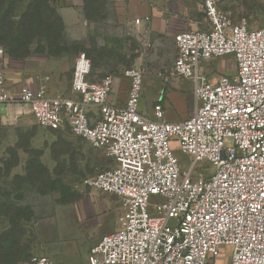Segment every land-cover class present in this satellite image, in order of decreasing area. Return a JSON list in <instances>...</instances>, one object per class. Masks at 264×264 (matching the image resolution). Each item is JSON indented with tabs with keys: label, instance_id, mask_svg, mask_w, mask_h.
Instances as JSON below:
<instances>
[{
	"label": "built area",
	"instance_id": "built-area-1",
	"mask_svg": "<svg viewBox=\"0 0 264 264\" xmlns=\"http://www.w3.org/2000/svg\"><path fill=\"white\" fill-rule=\"evenodd\" d=\"M220 1H204L206 29L174 35L177 56L160 73L166 83L191 85L194 111L178 121L167 119L162 99L150 112L140 106V66L124 70L128 97L118 105L110 101L115 78L91 79L86 52L76 58L73 95H52L49 76L13 87L0 45V105L54 130L68 127L115 161L84 185L121 198L122 225L83 264H224L228 248L230 264H264V25L234 21ZM150 20L134 23L146 29ZM229 55L234 73L216 72L211 62ZM174 145L189 156L187 167ZM35 263L59 264L47 255Z\"/></svg>",
	"mask_w": 264,
	"mask_h": 264
},
{
	"label": "rangeland",
	"instance_id": "rangeland-1",
	"mask_svg": "<svg viewBox=\"0 0 264 264\" xmlns=\"http://www.w3.org/2000/svg\"><path fill=\"white\" fill-rule=\"evenodd\" d=\"M59 1L0 0V39L7 35L6 43H0L8 54L12 39L19 40L29 56L48 54L49 65L37 76H49L51 93L65 96L73 95L71 81L80 52L92 58V78L114 73L122 80L125 69L140 66L145 70L140 106L147 109L153 95L150 83L165 84L160 73L169 74L177 56L174 35L183 30L144 38L150 24L146 29L132 26L137 17L126 14L132 0H81L90 29L87 37L79 39L65 26L60 30ZM149 1L170 7L177 19L192 21L184 30L206 29L205 0ZM219 8L234 21L245 18L251 28L264 25V4L259 0H221ZM27 57L8 55L19 66ZM235 65L232 55L211 62L218 73H234ZM164 87L177 99L172 110L180 117L191 115L195 107L191 85L174 77ZM120 88L116 81L114 91ZM174 153L187 167L189 156L178 145ZM114 164L104 149L68 127L42 126L30 113L14 114L7 120L0 112V262L28 258L35 263L36 257L51 253L61 263H85L102 236L122 225L125 206L121 198L84 185L86 177ZM152 200L163 199L153 196ZM227 250L224 264H230Z\"/></svg>",
	"mask_w": 264,
	"mask_h": 264
},
{
	"label": "crops",
	"instance_id": "crops-1",
	"mask_svg": "<svg viewBox=\"0 0 264 264\" xmlns=\"http://www.w3.org/2000/svg\"><path fill=\"white\" fill-rule=\"evenodd\" d=\"M58 9L57 12L63 20L65 31L67 30L72 36L75 38L83 39L88 36L89 26L87 25V16L85 11L84 2L81 0H60L58 2ZM126 14L129 18L134 17H150V32L144 38H149L150 35H171L175 29L184 30L188 27L192 26V21L180 17L177 19L172 14V9L170 7H166L163 5L155 6L149 0H132L131 5L128 6L126 10ZM135 20V19H134ZM134 23V21H133ZM134 27H142L143 25H136L134 23ZM206 28L208 27V23H203ZM146 35V34H145ZM12 60V59H11ZM7 58L6 65H7V75H8V82L13 85V87L18 88L22 84H29L32 86H36L39 84L40 80L43 79L45 76H37V73H40L45 70V68L49 65V55L44 53H33L32 55L25 58L22 64L15 65L12 64V61ZM112 75L121 85V88L118 91H114L110 96V101L114 104L122 105L126 102L128 97L129 91V81L127 78L122 76V80H119L116 74H107ZM106 76V75H105ZM104 76L99 75L98 77L92 78L93 80H99ZM122 81L125 83L122 85ZM165 82V81H164ZM186 82V81H185ZM188 83V82H186ZM153 89V95L149 99V106L148 110L151 111V108L155 102L158 100L163 101L166 117L170 121H178L185 119V117H180L174 110H172L173 106L177 103V99H174V94L165 89V84L160 85L158 83H150ZM169 84V83H167ZM119 87V86H117ZM165 89V90H164ZM52 95H56V93H51ZM61 94V93H57ZM163 95V97H161ZM1 106V105H0ZM14 110V108H12ZM0 112L5 119H11L13 117V112H8L6 107L4 110L0 107ZM187 118V117H186ZM115 231V230H114ZM110 233V232H109ZM50 258L56 261L59 264H65L58 262L55 258V254L49 253ZM88 259V256H87ZM80 261V260H79ZM87 262V260H86ZM85 262V263H86ZM0 264H36L28 258L20 259L14 262H6Z\"/></svg>",
	"mask_w": 264,
	"mask_h": 264
},
{
	"label": "trees",
	"instance_id": "trees-1",
	"mask_svg": "<svg viewBox=\"0 0 264 264\" xmlns=\"http://www.w3.org/2000/svg\"><path fill=\"white\" fill-rule=\"evenodd\" d=\"M56 20H57V22H58V24H59V26H60V30L62 31L63 26H64V23H63V20H62V18L60 17V15H57V16H56ZM2 35H3V38L0 39V42L2 41V42H4V43H6L4 40L7 41V35H4V34H2ZM10 42H11L10 44L8 43V46L10 47L9 54H8V52H7L6 48H5V46L2 45V44L0 43V45L3 46V47L5 48L6 53H7V57H8V55H9V56H26V57L29 56V52H28V51L23 52V50H24L23 46H24V45L22 46V44H21V42H20L19 40L12 39ZM87 55H88V54H87ZM88 56H89V55H88ZM89 57H90V56H89ZM90 58H91V57H90ZM91 60H92V58H91ZM92 63H93V61H92ZM92 68H93V64H92ZM90 78L92 79V76H91V75H90ZM58 130H60V129H58Z\"/></svg>",
	"mask_w": 264,
	"mask_h": 264
}]
</instances>
